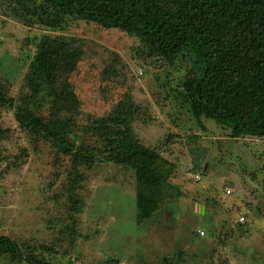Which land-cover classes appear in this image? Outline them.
<instances>
[{
	"label": "rangeland",
	"instance_id": "1",
	"mask_svg": "<svg viewBox=\"0 0 264 264\" xmlns=\"http://www.w3.org/2000/svg\"><path fill=\"white\" fill-rule=\"evenodd\" d=\"M42 3L0 0V85L7 97L16 106L29 95L26 74L43 35L77 39L83 56L69 76L80 102L76 144L95 148L88 125L120 101L133 102L137 140L165 159L170 194L137 224L130 169L107 162L74 168L0 106V235L23 247H54L57 254H44L52 264H264V138L233 140L229 130L191 115L180 97L189 62L143 57L137 38L92 23L41 26L30 12ZM36 109L49 117L48 106ZM77 174L85 179L73 190ZM242 217L249 222L240 235ZM0 264L25 263L1 257Z\"/></svg>",
	"mask_w": 264,
	"mask_h": 264
},
{
	"label": "trees",
	"instance_id": "2",
	"mask_svg": "<svg viewBox=\"0 0 264 264\" xmlns=\"http://www.w3.org/2000/svg\"><path fill=\"white\" fill-rule=\"evenodd\" d=\"M36 9L30 13L46 28L59 29L76 20L92 23L134 36L143 57L166 65L178 59L189 62L180 97L191 115L229 130L233 140L264 138V0H43ZM82 56L77 39L43 35L26 74L29 95L15 106L2 84L0 106L13 110L29 137L69 157L74 168L107 162L130 169L136 186L135 219L142 224L170 194L171 172L159 152L137 140L133 127L137 107L131 101H120L112 113L88 125L85 131L95 138V148L76 144L80 102L69 76ZM37 106H48L49 117L41 116ZM84 179V174H77L69 184L78 190ZM242 219L240 235L249 222ZM44 254L57 252L43 245L23 247L0 235V258L52 264Z\"/></svg>",
	"mask_w": 264,
	"mask_h": 264
},
{
	"label": "built area",
	"instance_id": "3",
	"mask_svg": "<svg viewBox=\"0 0 264 264\" xmlns=\"http://www.w3.org/2000/svg\"><path fill=\"white\" fill-rule=\"evenodd\" d=\"M198 179H199V178H198ZM226 193H227V194H229V193H230V190H226ZM242 220H243V219H242V218H240V220H239V221L241 222ZM200 234H203V233H201V232H200Z\"/></svg>",
	"mask_w": 264,
	"mask_h": 264
},
{
	"label": "crops",
	"instance_id": "4",
	"mask_svg": "<svg viewBox=\"0 0 264 264\" xmlns=\"http://www.w3.org/2000/svg\"><path fill=\"white\" fill-rule=\"evenodd\" d=\"M249 181H250V179H249ZM228 189V188H227ZM230 190V189H229ZM227 195H229V194H227Z\"/></svg>",
	"mask_w": 264,
	"mask_h": 264
},
{
	"label": "bare ground",
	"instance_id": "5",
	"mask_svg": "<svg viewBox=\"0 0 264 264\" xmlns=\"http://www.w3.org/2000/svg\"><path fill=\"white\" fill-rule=\"evenodd\" d=\"M227 190H229V189H227ZM225 193H226V191H225ZM227 194V193H226Z\"/></svg>",
	"mask_w": 264,
	"mask_h": 264
}]
</instances>
